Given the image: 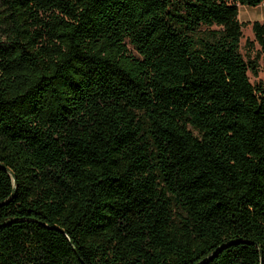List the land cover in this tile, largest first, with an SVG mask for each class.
Here are the masks:
<instances>
[{"label":"trees","instance_id":"obj_1","mask_svg":"<svg viewBox=\"0 0 264 264\" xmlns=\"http://www.w3.org/2000/svg\"><path fill=\"white\" fill-rule=\"evenodd\" d=\"M262 3L0 0V264H264Z\"/></svg>","mask_w":264,"mask_h":264},{"label":"rangeland","instance_id":"obj_2","mask_svg":"<svg viewBox=\"0 0 264 264\" xmlns=\"http://www.w3.org/2000/svg\"><path fill=\"white\" fill-rule=\"evenodd\" d=\"M239 19L246 23L243 27V38L241 40V50L245 53V44L247 40H253L254 34L252 30V23L255 20L263 21L264 20V3L258 6H248V5H240L239 8ZM259 46L257 45V48ZM261 72L258 79H264V61L261 60ZM251 81H255L256 78L250 75Z\"/></svg>","mask_w":264,"mask_h":264}]
</instances>
